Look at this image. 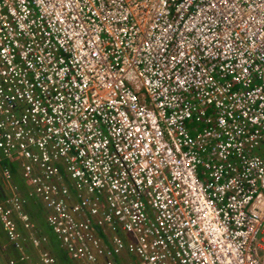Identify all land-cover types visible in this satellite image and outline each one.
<instances>
[{
	"label": "built area",
	"instance_id": "1",
	"mask_svg": "<svg viewBox=\"0 0 264 264\" xmlns=\"http://www.w3.org/2000/svg\"><path fill=\"white\" fill-rule=\"evenodd\" d=\"M0 176L9 264H264V0H0Z\"/></svg>",
	"mask_w": 264,
	"mask_h": 264
},
{
	"label": "trees",
	"instance_id": "2",
	"mask_svg": "<svg viewBox=\"0 0 264 264\" xmlns=\"http://www.w3.org/2000/svg\"><path fill=\"white\" fill-rule=\"evenodd\" d=\"M10 165L13 169V172L17 173L18 170H17L16 164L10 163ZM30 213L36 221L39 220L38 223L40 222V224H43V213L41 211V208L37 204H31ZM49 236L51 238V244H50L51 248L53 249L54 253L58 257L60 264H78L77 262L75 263L74 261L71 260L69 255L60 247L59 243L57 242V240L52 234H49ZM1 254H2V251L0 249V264H4L3 261L1 260ZM8 261H9V258H8Z\"/></svg>",
	"mask_w": 264,
	"mask_h": 264
},
{
	"label": "rangeland",
	"instance_id": "3",
	"mask_svg": "<svg viewBox=\"0 0 264 264\" xmlns=\"http://www.w3.org/2000/svg\"><path fill=\"white\" fill-rule=\"evenodd\" d=\"M19 173L21 174V172L18 171V173H16V175H15L16 182L19 185H21L23 188H28L29 187L28 182ZM0 185L6 186L5 181L3 180V178H1V176H0ZM46 232H48V234H52V232L47 228H46ZM0 233H1L0 240L3 242L7 241L6 242L7 245H5V247H7V248H6L5 252H2L1 260L3 261V263L8 264V258L7 257L10 255H14L16 251L11 247L10 240L8 239V237L6 235V232H5L1 222H0Z\"/></svg>",
	"mask_w": 264,
	"mask_h": 264
},
{
	"label": "crops",
	"instance_id": "4",
	"mask_svg": "<svg viewBox=\"0 0 264 264\" xmlns=\"http://www.w3.org/2000/svg\"><path fill=\"white\" fill-rule=\"evenodd\" d=\"M10 163H13V162H10ZM10 163H7L8 165H10ZM16 166H17V170L18 171H20L21 172V168L16 164ZM10 167H11V165H10ZM12 168V167H11ZM12 171H13V169H12ZM18 173V172H17ZM20 174V173H19ZM15 175H16V173H14V180H15ZM20 175H22V174H20ZM15 182H16V180H15ZM17 183V182H16ZM18 184V183H17ZM29 184V183H28ZM19 185V184H18ZM23 190V192H27L28 190H29V188H30V185H29V187L28 188H23L21 185H19ZM34 204H37L40 208H41V211H42V213H43V224H40V222H39V224H40V233H47L48 234V232H46V228L47 229H49L48 227H47V225H46V222H45V211H44V209H43V204L42 203H34ZM39 221V220H38ZM49 235V234H48ZM10 245H11V247L16 251V249L13 247V245H12V243L10 242ZM17 254H18V252L16 251L15 252V254L14 255H10V256H8V258L10 259V258H12V257H15V255L17 256ZM72 260V259H71ZM72 261H74V260H72ZM75 263H76V261H74ZM78 263V262H77ZM5 264V263H4ZM8 264H9V261H8ZM79 264V263H78Z\"/></svg>",
	"mask_w": 264,
	"mask_h": 264
},
{
	"label": "flooded vegetation",
	"instance_id": "5",
	"mask_svg": "<svg viewBox=\"0 0 264 264\" xmlns=\"http://www.w3.org/2000/svg\"><path fill=\"white\" fill-rule=\"evenodd\" d=\"M0 235H1V233H0ZM6 242H3V241L0 240V249H1L2 252H5V250L7 248V247H5V245H7Z\"/></svg>",
	"mask_w": 264,
	"mask_h": 264
},
{
	"label": "water",
	"instance_id": "6",
	"mask_svg": "<svg viewBox=\"0 0 264 264\" xmlns=\"http://www.w3.org/2000/svg\"><path fill=\"white\" fill-rule=\"evenodd\" d=\"M1 196H4V189H3V187L0 185V197Z\"/></svg>",
	"mask_w": 264,
	"mask_h": 264
}]
</instances>
